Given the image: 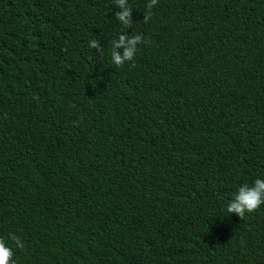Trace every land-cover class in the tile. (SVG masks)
<instances>
[{
    "label": "trees",
    "instance_id": "obj_1",
    "mask_svg": "<svg viewBox=\"0 0 264 264\" xmlns=\"http://www.w3.org/2000/svg\"><path fill=\"white\" fill-rule=\"evenodd\" d=\"M127 3L0 0V239L15 264H264V203L224 207L264 178V0Z\"/></svg>",
    "mask_w": 264,
    "mask_h": 264
},
{
    "label": "clouds",
    "instance_id": "obj_2",
    "mask_svg": "<svg viewBox=\"0 0 264 264\" xmlns=\"http://www.w3.org/2000/svg\"><path fill=\"white\" fill-rule=\"evenodd\" d=\"M116 5L121 11L115 13V18L122 22L124 26H129L131 22L130 10L127 0H115ZM156 0H148L147 7L150 9ZM147 19V16L144 17ZM141 42V35L135 34L128 37L120 34L112 44L110 52L111 63L120 66L125 61L132 60L137 48V44ZM90 48L97 46L96 40H90L88 43ZM264 203V178H256L251 185L242 183L231 193L224 205L225 210L231 214L234 213L238 217H242L246 212L250 213L258 206ZM9 239L15 242L16 247H22V243L16 236H10ZM13 252L8 244L0 239V264H15L12 259Z\"/></svg>",
    "mask_w": 264,
    "mask_h": 264
}]
</instances>
